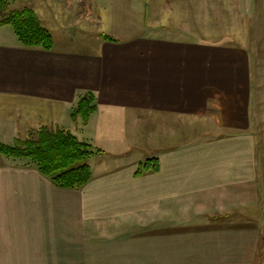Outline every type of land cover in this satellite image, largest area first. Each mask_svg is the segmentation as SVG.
<instances>
[{"label": "crops", "instance_id": "1", "mask_svg": "<svg viewBox=\"0 0 264 264\" xmlns=\"http://www.w3.org/2000/svg\"><path fill=\"white\" fill-rule=\"evenodd\" d=\"M26 1L54 44L0 26V141L59 127L99 151L80 188L0 154V264H264V0ZM116 1L153 2V22L92 43L50 23Z\"/></svg>", "mask_w": 264, "mask_h": 264}, {"label": "trees", "instance_id": "2", "mask_svg": "<svg viewBox=\"0 0 264 264\" xmlns=\"http://www.w3.org/2000/svg\"><path fill=\"white\" fill-rule=\"evenodd\" d=\"M15 0H0V26L10 25L17 40L24 47H36L44 50L53 48V37L44 27L30 7L11 9ZM109 41L113 36L100 33ZM96 110V98L92 91L82 92L72 110L71 117H79L86 123ZM92 145L78 139L70 130L42 126L24 139H16L8 144L0 141V154L11 159H24L56 186L61 188H80L92 178L88 159L98 152ZM158 160L150 157L141 162L137 174L158 170Z\"/></svg>", "mask_w": 264, "mask_h": 264}, {"label": "rangeland", "instance_id": "3", "mask_svg": "<svg viewBox=\"0 0 264 264\" xmlns=\"http://www.w3.org/2000/svg\"><path fill=\"white\" fill-rule=\"evenodd\" d=\"M106 4L104 9H100L99 7L96 6L94 2V6L92 7V16H87L84 14L77 16H70L65 19V21H58L52 18L51 22L55 29L58 28L59 31H64L65 34L66 32L69 31V35L73 36V34L76 36V38L82 42H95V40L100 39V33H105L113 37H122L125 35L133 34L135 31H138V23H137V14H142L143 17H141V21H146L145 24L152 23L153 22V2H129V7L134 11H131L128 6L127 2L124 1H116V2H103ZM29 2L26 0H15L12 2L10 5L11 9H19L22 8L23 6L28 5ZM44 4V3H43ZM41 4L39 7V10L37 8V11L40 13V11L43 12H48L50 13L49 9V1L46 4ZM89 5L87 2H82V9L85 11V6L83 5ZM48 5V6H47ZM51 6H57L58 8L55 9L56 11H63V12H68L70 10L75 11L79 8V3L77 0H71L69 2L68 0H56L54 2H50ZM144 5V6H143ZM146 5H148V8H144ZM90 6V5H89ZM152 6V8H151ZM72 9H69V8ZM91 8V6H90ZM227 10L228 7L226 6ZM146 9V10H145ZM232 18H234L233 14L234 12L232 11ZM99 16V18L95 17ZM230 17H227L229 19ZM250 18L247 17L245 21H249L248 19ZM260 21V25L264 26V18L263 17H258ZM136 21H135V20ZM257 20V17L253 19ZM244 23V19H242V25ZM70 24V27L68 26ZM249 24H251V21H249ZM69 27V28H68ZM8 30L12 33L13 30L10 25H7ZM246 29H249L246 27ZM55 32V38L57 36V31ZM138 33L141 34H146V35H155L159 34L150 30H144L139 31ZM14 34V33H12ZM75 39L74 43L78 44L79 41ZM82 45V43H81ZM95 46L93 47H87V50H92L94 49Z\"/></svg>", "mask_w": 264, "mask_h": 264}]
</instances>
